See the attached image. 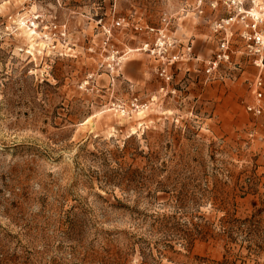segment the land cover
<instances>
[{"label": "rangeland", "instance_id": "rangeland-1", "mask_svg": "<svg viewBox=\"0 0 264 264\" xmlns=\"http://www.w3.org/2000/svg\"><path fill=\"white\" fill-rule=\"evenodd\" d=\"M252 22L227 0H0V264H264Z\"/></svg>", "mask_w": 264, "mask_h": 264}, {"label": "built area", "instance_id": "built-area-1", "mask_svg": "<svg viewBox=\"0 0 264 264\" xmlns=\"http://www.w3.org/2000/svg\"><path fill=\"white\" fill-rule=\"evenodd\" d=\"M230 1L233 4H236L237 7V13L240 14L242 12L249 15L253 22L251 24H247V26H250L252 29V32L246 33L245 38L251 43H249V46L255 50V52H261L262 49H264V34L261 33L259 30H257V24L259 22V18L256 13L253 12V9L245 10L243 9V4L245 0H227ZM254 2V0H252ZM264 13V8H262ZM233 18H229L226 22H230ZM241 19H244V16H241ZM117 25L121 24V21H116ZM229 46L228 41H223L220 45V51L217 54L216 58L214 60L209 61V66L207 68V72H211L213 69H215L219 62L223 59L228 60L230 58L229 54ZM256 62H259V64L264 67V55H260L259 58L256 59ZM162 76H164L166 79H169L170 76L166 74L165 72L161 73ZM256 94H257V103L256 104H249L247 109L251 111L254 114H261L264 112V102H263V90H264V78L262 76H258L254 82Z\"/></svg>", "mask_w": 264, "mask_h": 264}, {"label": "crops", "instance_id": "crops-1", "mask_svg": "<svg viewBox=\"0 0 264 264\" xmlns=\"http://www.w3.org/2000/svg\"><path fill=\"white\" fill-rule=\"evenodd\" d=\"M189 47H190V45H188ZM191 48H192V46H191ZM183 49H185V48H183ZM193 56H197V58H201V57H203V58H206V56L208 55H206V53L205 52H202V51H200L199 49H196L194 52H193V54H192ZM196 58V59H197Z\"/></svg>", "mask_w": 264, "mask_h": 264}]
</instances>
